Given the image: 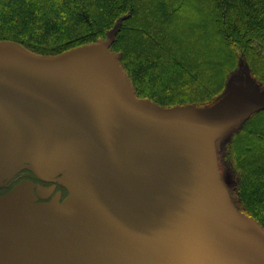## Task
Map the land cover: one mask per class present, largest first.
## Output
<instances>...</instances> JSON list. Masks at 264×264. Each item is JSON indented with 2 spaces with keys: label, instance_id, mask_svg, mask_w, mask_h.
I'll use <instances>...</instances> for the list:
<instances>
[{
  "label": "water",
  "instance_id": "1",
  "mask_svg": "<svg viewBox=\"0 0 264 264\" xmlns=\"http://www.w3.org/2000/svg\"><path fill=\"white\" fill-rule=\"evenodd\" d=\"M117 27L105 39L57 57L26 59L23 52L29 51L17 43L0 50V57H6L0 60V74L27 66L84 65L94 52L112 63L129 86L127 93L95 68L101 97L114 118L111 143L96 166L82 173L64 169L50 174L25 158L7 170L10 179L28 168L38 178L63 184L68 195L60 204L20 201L23 208L3 214L0 264H264V232L231 204L215 150L219 137L264 108V91L253 80L259 104L246 113L257 104L249 96L238 107L248 77L231 79L226 92L204 109H163L136 100L109 51ZM12 51L22 53L25 61ZM228 99L235 103L219 111ZM0 111L14 116L1 93ZM218 119L235 123L222 132L215 128Z\"/></svg>",
  "mask_w": 264,
  "mask_h": 264
},
{
  "label": "trees",
  "instance_id": "2",
  "mask_svg": "<svg viewBox=\"0 0 264 264\" xmlns=\"http://www.w3.org/2000/svg\"><path fill=\"white\" fill-rule=\"evenodd\" d=\"M116 25L109 51L136 99L204 109L243 65L264 91V0H0V41L39 56L93 45ZM263 128L261 108L215 150L231 204L264 232Z\"/></svg>",
  "mask_w": 264,
  "mask_h": 264
},
{
  "label": "rangeland",
  "instance_id": "3",
  "mask_svg": "<svg viewBox=\"0 0 264 264\" xmlns=\"http://www.w3.org/2000/svg\"><path fill=\"white\" fill-rule=\"evenodd\" d=\"M194 4L195 8L200 9L198 3ZM8 44L13 43L0 41V50L7 49ZM23 53L27 58L22 53L12 51L13 57L20 62L25 58H40L26 51ZM3 58L6 57H0V60ZM85 59L84 65L68 63L52 68L27 66L21 71L0 74V93L8 99L14 115L8 117L0 111L2 174L10 167H17L18 162L25 158H31L33 163L50 171V174L51 171L64 169L82 173L100 161L112 140L114 118L101 97L95 68L110 75L127 93L129 86L127 88L126 83L122 82L121 74L112 63L94 52L88 53ZM243 67L240 69L241 77L236 79L248 77V86L241 93L245 99L239 101L238 107L240 102L246 103L249 96L257 101L243 112L246 113L259 104V99L258 92L252 87L253 77ZM244 72L249 75L246 76ZM233 103L235 101L231 99L225 100L218 110L224 112ZM233 123L235 120L224 123L223 119H218L215 128L223 132ZM32 195L31 183L18 185L15 196L14 191L4 195L1 198L0 218H4L3 214L23 208L19 205L20 201H31Z\"/></svg>",
  "mask_w": 264,
  "mask_h": 264
},
{
  "label": "flooded vegetation",
  "instance_id": "4",
  "mask_svg": "<svg viewBox=\"0 0 264 264\" xmlns=\"http://www.w3.org/2000/svg\"><path fill=\"white\" fill-rule=\"evenodd\" d=\"M9 174L0 172V198L15 191L16 187L23 183H31L33 203L37 205L52 203L50 201L53 199H55L53 201L56 202L55 204H60L68 195L67 190L60 182L38 178L28 168H23L10 179H8ZM54 178H58V176Z\"/></svg>",
  "mask_w": 264,
  "mask_h": 264
}]
</instances>
